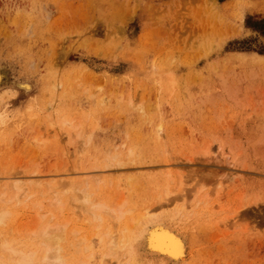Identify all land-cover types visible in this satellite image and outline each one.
Segmentation results:
<instances>
[{"label": "rangeland", "instance_id": "obj_1", "mask_svg": "<svg viewBox=\"0 0 264 264\" xmlns=\"http://www.w3.org/2000/svg\"><path fill=\"white\" fill-rule=\"evenodd\" d=\"M31 173L1 247L68 222L64 264H100L107 233L106 264H264V0H0V180ZM158 222L180 262L149 254Z\"/></svg>", "mask_w": 264, "mask_h": 264}, {"label": "bare ground", "instance_id": "obj_2", "mask_svg": "<svg viewBox=\"0 0 264 264\" xmlns=\"http://www.w3.org/2000/svg\"><path fill=\"white\" fill-rule=\"evenodd\" d=\"M44 134V133H43ZM42 134V135H43ZM48 135V134H47ZM79 139V138H78ZM45 140V139H44ZM109 163V162H108ZM117 163V162H116ZM36 165V164H35ZM36 167V166H35ZM120 167V166H119ZM14 168H16V167H14ZM14 168H12V170H11V173H13L15 170H14ZM38 166H37V168H36V171L35 172H33L34 174L35 173H37L40 169H38ZM24 170H28V169H23V171ZM13 171V172H12ZM18 171H20V170H18ZM15 173V172H14ZM19 173H21V172H19ZM23 174H24V172H22ZM26 173V172H25ZM73 173H74V171H73ZM95 174V173H94ZM98 174V173H97ZM1 175H3L2 176V180H0V182L1 181H4V179L5 178H9L10 176H11V178H10V184L9 183H3V184H5L6 185V187H5V185H4V187H3V184H2V186L1 187H3L2 188V190L3 189H5V191L3 190L1 193H0V195L2 196H0V227L1 226H4L5 224H8V223H11L12 222V219H13V217H14V215L16 214V211H15V208H16V205H17V203L18 204H20L21 202H22V204H24V200L26 199V197H27V192H30V188H29V186H27V189L29 188V191H27V189H25V182H29L30 181V178H28L26 181L24 180V177H25V179L27 178V177H29V175L31 176L32 175V173L31 174H28V176H22V175H19V174H15V175H10V176H6V175H4V174H1ZM47 175V174H46ZM96 175V174H95ZM94 175V176H95ZM91 176V175H90ZM97 176V175H96ZM99 177H100V175H98ZM38 177V176H37ZM72 177H74V176H72ZM72 177H70V178H72ZM94 179V178H93ZM95 179H96V177H95ZM98 179V178H97ZM8 180V179H7ZM6 180V181H7ZM35 181H33L34 183L36 182L37 183V185L36 184H34V185H32V187L34 186V187H37L38 185H40L42 182H44V180L42 181V180H40V178L38 179V178H35L34 179ZM49 180V179H48ZM64 180V177L62 178V179H59V181H60V183H58V182H56V181H58L56 178H52L51 180H49L48 182H47V186L49 187V189L48 190H50L51 189V192L53 193V191L54 192H56V191H59L60 190V188H61V191L64 189V191H66L67 190V192L68 191H70V192H72V193H75L76 194V192H74V190L76 191V188H77V186L75 187V186H72V179H69V180H67V182H65V181H63ZM25 181V182H24ZM98 182V181H97ZM7 185L10 187V188H12V185H13V189L15 188L16 189V191H14V190H11L10 188L8 189L7 188ZM11 185V186H10ZM43 185H44V183H43ZM75 185H77V184H75ZM41 186V185H40ZM55 186H56V188H55ZM54 187V188H53ZM75 189H74V188ZM37 188H39V187H37ZM40 189H42V187L40 188ZM74 189V190H73ZM13 191L14 193H13V195L11 194V192H10V195L11 196H8L9 198H6V196H7V191H8V193H9V191ZM39 190V189H38ZM53 190V191H52ZM179 190V189H178ZM27 191V192H26ZM32 191V190H31ZM34 191V190H33ZM36 191V190H35ZM41 193H42V191L41 190H39ZM38 191V194H39V196L41 195V193ZM77 191H78V189H77ZM60 192V191H59ZM63 192V191H62ZM78 192H81V191H78ZM58 193V192H57ZM56 193V194H57ZM81 193H83V192H81ZM80 193V194H81ZM33 194V193H32ZM34 194H35V192H34ZM37 194V193H36ZM54 194V193H53ZM74 194V195H75ZM84 194V193H83ZM66 195V194H65ZM32 195H29L28 194V197L30 198ZM63 196V195H62ZM62 196H58L57 197V201L56 202H54V207H55V203H57V205L58 206H60V208L59 209H63V205H60L58 202H60L61 201V197ZM27 197V198H28ZM77 197V196H76ZM79 197V196H78ZM36 198V197H35ZM74 198V197H73ZM72 198V200H74ZM81 198V197H80ZM83 198H84V204H83V206L85 207V208H91V209H96V207L97 208H99L98 209V212H96V213H94V217H95V219L97 220V218L99 219V220H101V218H103V216H101V214L99 213L100 212V210L103 208V205L105 204H101V205H99V207H98V205L96 204V206L94 205H90V207H88L89 205H88V203L90 202V199L85 195V197H82V199H81V203H82V200H83ZM91 198V197H90ZM44 199V198H43ZM54 199V198H53ZM53 199H52V201H53ZM30 200V199H29ZM37 200V199H36ZM14 201H16L17 203H16V205L15 204H11L12 202L14 203ZM38 201V200H37ZM41 201V200H40ZM47 201V200H46ZM49 201V200H48ZM70 201H71V198H70ZM29 201H27V203H28ZM51 202V201H50ZM3 203V204H2ZM26 203V202H25ZM62 203H64V202H62ZM21 204V205H22ZM35 203H33L32 205H31V208H32V210H33V207H35L36 208V204L34 205ZM41 204V203H40ZM40 204H38V205H40ZM50 204V203H49ZM99 204V203H98ZM34 205V206H33ZM52 205V204H51ZM88 205V206H87ZM123 205H124V203H123ZM25 206H26V204H25ZM25 206H23V208L25 207ZM28 206V205H27ZM26 206V207H27ZM33 206V207H32ZM41 206H42V204H41ZM93 206V207H92ZM105 206H107V205H105ZM15 207V208H14ZM100 207H102L101 209H100ZM18 208H19V205H18ZM17 208V209H18ZM40 208H42V207H40ZM57 208V207H56ZM56 208H54L55 210H56ZM107 209H110L109 207L107 208ZM122 203L120 204V208H119V211L120 212H115L114 213V211H116L115 209H112L111 208V210L109 211V213L111 212V215L112 216H116V218L117 219H121L123 216H124V214H125V211L122 213ZM36 210V209H35ZM34 210V211H35ZM54 210V211H55ZM103 211H104V209H102ZM114 210V211H113ZM42 211V210H41ZM47 211V210H46ZM57 211H58V209H57ZM60 211V210H59ZM62 211V210H61ZM94 211V210H93ZM103 211H101V212H103ZM128 211V210H127ZM36 212V211H35ZM40 212V211H39ZM87 212H89V210L87 211ZM29 213V212H28ZM48 213H49V211H48ZM48 213H44V214H48ZM90 213H91V211H90ZM104 214H107V212H103ZM102 213V214H103ZM39 214H42V213H39ZM44 214H42V217L41 218H45L46 217V215H44ZM37 214H35V216H36ZM59 215V214H58ZM139 215H141V213L139 214ZM49 216H50V214H49ZM55 216V215H54ZM53 216V217H54ZM106 216V215H105ZM30 217V216H29ZM37 217H39L38 215H37ZM149 217V216H148ZM152 217V219L153 218H155V216H151ZM138 217H136V219H137ZM142 219H143V217H141ZM23 219V218H22ZM35 219V218H34ZM40 219V218H39ZM47 219V218H46ZM115 219V218H114ZM135 219V220H136ZM139 219V218H138ZM137 219V220H138ZM25 220V219H24ZM41 220V219H40ZM69 220V219H68ZM135 220H133L132 219V221H135ZM136 220V221H137ZM38 221V220H37ZM36 221V222H37ZM42 221V220H41ZM117 221V220H116ZM131 221V223H133ZM141 221V220H140ZM64 222V221H63ZM118 222V221H117ZM124 223V222H123ZM140 222L138 221V224H139ZM159 223V222H158ZM161 223H163L162 221H161ZM69 223L67 222V223H54V224H52L51 222H49L48 224H43V226L41 227V229H40V231H39V233H38V237L40 238V241H39V244H37L36 246H33L32 248H30V249H22L21 247H19L18 246V244L17 243H13V242H11V240H9V239H11V238H9V237H5V240H4V242H3V245H2V249L4 250H2V252L4 253L5 252V250L7 251V252H9V254L10 255H12V257H14L15 259L16 258H19V260H22L24 263H26V264H58V263H61V264H64V263H66V258L67 257H65L66 255L65 254H63V241L65 240V234H66V230H67V225H68ZM134 224H135V222H134ZM137 224V225H138ZM164 224V223H163ZM163 224H156L152 229H149L148 230V232L146 231V232H144L143 234H145V233H147V235H146V242H147V245L149 246V254L152 256V257H154L155 259H158V257L159 256H162V257H164L165 259H167V261L168 262H180V260H182V259H184V256H185V245H184V241L180 238V236H178L176 233H174V232H172V231H170L168 228H166V226H164ZM18 225V224H17ZM37 225H38V222H37ZM99 225V224H98ZM136 225V224H135ZM140 225V224H139ZM22 227V226H21ZM23 228V227H22ZM7 229H9V228H7ZM76 229V228H75ZM143 229V228H142ZM148 229V228H147ZM11 230V229H10ZM32 230V229H31ZM79 230V229H78ZM78 230H76V231H78ZM81 230V229H80ZM2 231V230H1ZM6 231V230H5ZM4 231V232H5ZM21 231V230H20ZM126 231V230H125ZM7 232H8V230H7ZM6 232V233H7ZM70 232H74V231H70ZM69 232V233H70ZM114 232V231H113ZM127 232V231H126ZM8 233H10V232H8ZM21 233V232H20ZM19 233V234H20ZM26 233H28V232H26ZM76 234L77 233H79V231L78 232H75ZM74 233V234H75ZM107 233V232H106ZM121 233H122V231H121ZM1 234V233H0ZM71 234V233H70ZM6 235V234H5ZM13 235V234H12ZM21 235V234H20ZM104 235H105V233H104ZM114 235H115V233H114ZM10 236V235H9ZM14 236V235H13ZM16 236H18L17 234H16ZM15 236V237H16ZM26 236V235H25ZM105 236H108V237H110L109 238V240H107V242L105 243V244H107L106 246H108L107 247V250L104 252V259H105V257H115L121 250L118 248V245H117V243H116V240H115V236H112V233H110V235L107 233V235H105ZM144 236V235H143ZM3 237V236H2ZM12 237V236H11ZM14 237V238H15ZM102 237V236H101ZM101 237H98V238H100L101 239ZM34 238V237H33ZM84 238V237H83ZM103 238V237H102ZM141 238H142V236H141ZM17 239V238H16ZM18 239H20V238H18ZM128 239V238H127ZM15 240V239H14ZM34 240H36V239H34ZM85 240V239H84ZM140 240V239H139ZM139 240H138V242H139ZM142 240H144V239H142ZM66 241V240H65ZM81 241H83V240H81ZM101 241V240H100ZM123 241V240H122ZM121 241V242H122ZM19 242V241H18ZM21 242V241H20ZM19 242V243H20ZM120 242V241H119ZM127 243H124V242H122V245H123V247L122 248H124V249H129L128 250V252L131 254H135L136 255V253L134 252V251H131L130 249L131 248H133L134 246H136L134 243H132V242H130L129 241V243H128V241H126ZM136 242V241H135ZM137 242V243H138ZM22 243V242H21ZM63 243V244H62ZM140 243V242H139ZM144 243V242H143ZM142 243V244H143ZM66 244V243H65ZM64 244V245H65ZM104 244V245H105ZM119 244V243H118ZM20 245V244H19ZM137 245H139V244H137ZM145 246V245H144ZM30 247V246H29ZM88 247H90L89 245H88ZM87 247V248H88ZM121 247V246H120ZM142 247V246H141ZM0 248V249H1ZM65 248V247H64ZM91 248V247H90ZM102 248V247H101ZM137 248V247H136ZM139 249V248H138ZM146 250V249H145ZM137 251V250H136ZM139 251V253H141L140 252V250H138ZM98 252V251H97ZM127 252V253H128ZM144 252V251H143ZM126 253V252H125ZM8 254V253H7ZM101 254V253H100ZM115 255V256H114ZM7 256L8 255H6V258H7ZM123 256V255H122ZM141 256V255H140ZM147 257H149L148 255H146ZM0 257H1V255H0ZM9 257V256H8ZM71 257V256H70ZM88 257H90V258H92L91 257V254L88 256ZM102 259H100V261H101V263L100 264H106V262H105V260L103 259V257H101ZM117 258V257H116ZM129 258V257H128ZM143 258V257H142ZM151 258V257H150ZM153 258V259H154ZM11 259V258H10ZM13 259V258H12ZM154 259V261H156ZM161 259V258H160ZM84 260V259H83ZM89 260V259H88ZM7 261V260H6ZM147 261V260H146ZM153 261V260H152ZM85 262H87V260L85 261ZM90 262V261H89ZM126 262V261H125ZM165 262V261H164ZM10 263V262H9ZM8 263V264H9ZM19 263V262H18ZM133 263H135V264H141L142 262H141V260H140V258H138L137 256H136V258H134V260H133ZM155 263V262H154ZM6 264V263H5ZM20 264V263H19ZM79 264H80V262H79ZM132 264V263H131ZM143 264H144V262H143Z\"/></svg>", "mask_w": 264, "mask_h": 264}]
</instances>
